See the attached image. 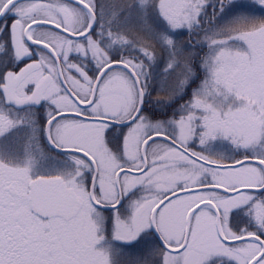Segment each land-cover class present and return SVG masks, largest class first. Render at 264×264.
<instances>
[{
	"label": "snow or ice",
	"instance_id": "snow-or-ice-1",
	"mask_svg": "<svg viewBox=\"0 0 264 264\" xmlns=\"http://www.w3.org/2000/svg\"><path fill=\"white\" fill-rule=\"evenodd\" d=\"M0 264H264V0H0Z\"/></svg>",
	"mask_w": 264,
	"mask_h": 264
},
{
	"label": "rangeland",
	"instance_id": "rangeland-1",
	"mask_svg": "<svg viewBox=\"0 0 264 264\" xmlns=\"http://www.w3.org/2000/svg\"><path fill=\"white\" fill-rule=\"evenodd\" d=\"M155 98H156V93H153V99H155ZM196 150H199V149L197 148Z\"/></svg>",
	"mask_w": 264,
	"mask_h": 264
},
{
	"label": "flooded vegetation",
	"instance_id": "flooded-vegetation-1",
	"mask_svg": "<svg viewBox=\"0 0 264 264\" xmlns=\"http://www.w3.org/2000/svg\"><path fill=\"white\" fill-rule=\"evenodd\" d=\"M22 66V65H21Z\"/></svg>",
	"mask_w": 264,
	"mask_h": 264
},
{
	"label": "trees",
	"instance_id": "trees-1",
	"mask_svg": "<svg viewBox=\"0 0 264 264\" xmlns=\"http://www.w3.org/2000/svg\"><path fill=\"white\" fill-rule=\"evenodd\" d=\"M183 38V37H182Z\"/></svg>",
	"mask_w": 264,
	"mask_h": 264
}]
</instances>
